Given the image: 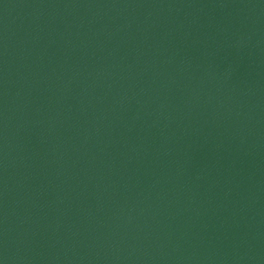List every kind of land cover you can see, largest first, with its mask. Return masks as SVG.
<instances>
[{"label": "water", "instance_id": "obj_1", "mask_svg": "<svg viewBox=\"0 0 264 264\" xmlns=\"http://www.w3.org/2000/svg\"><path fill=\"white\" fill-rule=\"evenodd\" d=\"M0 264H264V0H0Z\"/></svg>", "mask_w": 264, "mask_h": 264}]
</instances>
